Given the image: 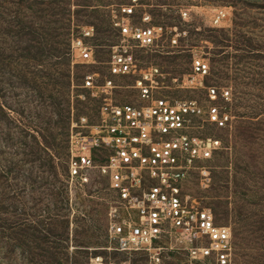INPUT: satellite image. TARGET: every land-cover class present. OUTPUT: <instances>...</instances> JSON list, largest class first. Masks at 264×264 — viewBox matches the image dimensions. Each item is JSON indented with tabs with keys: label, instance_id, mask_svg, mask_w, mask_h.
Returning a JSON list of instances; mask_svg holds the SVG:
<instances>
[{
	"label": "rangeland",
	"instance_id": "374dc122",
	"mask_svg": "<svg viewBox=\"0 0 264 264\" xmlns=\"http://www.w3.org/2000/svg\"><path fill=\"white\" fill-rule=\"evenodd\" d=\"M126 1L0 0V264H88L94 254L104 264H147L143 252L110 245L114 193L107 177L94 169L86 183L67 181L70 119L86 116L95 124L102 100L82 88L83 76L93 74L98 85L111 78L117 102L137 99L132 75L107 71L116 41L110 9ZM141 2L164 31L157 46L135 51L138 67L157 65L166 75L159 93L195 100L202 113L190 119L193 130L219 140L217 151L195 164L185 189L211 208L217 223L230 226V264H264V0ZM219 9L226 15L213 24ZM84 26L93 27L84 38L92 49L87 60L71 46ZM170 33H180L176 44ZM194 57L208 64L206 73L193 72ZM187 77L195 84L183 85ZM210 105L228 115L223 126L207 120ZM203 172L210 177L206 187ZM166 255L190 264L181 250Z\"/></svg>",
	"mask_w": 264,
	"mask_h": 264
},
{
	"label": "built area",
	"instance_id": "2783aa9c",
	"mask_svg": "<svg viewBox=\"0 0 264 264\" xmlns=\"http://www.w3.org/2000/svg\"><path fill=\"white\" fill-rule=\"evenodd\" d=\"M143 6L141 0H127L110 9L116 41L109 48L107 71L110 77L132 75L137 99L117 102L110 96L115 86L111 78L105 77L98 85L93 74L83 76L82 88L102 100L95 124L89 125L86 116L70 119L67 181L69 185L86 183L94 169L107 177L114 193L107 211L112 249L127 254L143 252L147 264H170L166 254L172 249L181 250L190 264L205 260L230 264V226L217 223L211 208L185 189L195 164L210 158L219 148V140L193 130L190 119L202 113L195 100H173L159 93L157 87L166 75L157 65L138 67L135 51L157 46L164 31L162 25L151 23ZM180 14L185 17L187 10ZM225 15L224 9L217 10L212 23L218 24ZM92 34L93 27L84 26L71 39L80 59L92 56L91 47L84 42ZM179 35L170 33V42L176 44ZM192 70L204 74L208 64L194 57ZM171 80L178 83L177 77ZM182 84H195L194 78L187 77ZM207 90L208 96L215 98V89ZM206 115L219 126L228 120L214 105L208 106ZM98 155L102 157L98 159ZM209 181L208 173L203 172L200 186H208ZM88 264H104L103 256L92 255ZM106 264L129 262L110 259Z\"/></svg>",
	"mask_w": 264,
	"mask_h": 264
}]
</instances>
